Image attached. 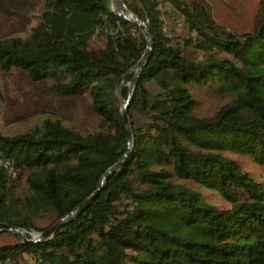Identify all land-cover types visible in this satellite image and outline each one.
Listing matches in <instances>:
<instances>
[{
	"label": "trees",
	"instance_id": "1",
	"mask_svg": "<svg viewBox=\"0 0 264 264\" xmlns=\"http://www.w3.org/2000/svg\"><path fill=\"white\" fill-rule=\"evenodd\" d=\"M123 1L154 38L129 105L131 148L118 85L132 80L147 40L112 0H43L28 35L0 37V90L1 73L14 67L33 80L59 77L61 95L89 90L102 124L81 133L46 118L0 133V149L18 170L12 177L0 167V221L27 230V238L0 244V264H264V73L254 72L264 64V17L253 32L239 33L199 0ZM169 4L200 37L201 57L170 44L163 29ZM95 36L102 44H92ZM197 86L229 100L213 115L196 114ZM128 92L124 85L123 96ZM225 151L246 154L258 173ZM126 152L85 210L50 235L32 237L31 230L45 232L90 197ZM172 172L230 205L169 179ZM40 219L50 222L41 226Z\"/></svg>",
	"mask_w": 264,
	"mask_h": 264
},
{
	"label": "rangeland",
	"instance_id": "2",
	"mask_svg": "<svg viewBox=\"0 0 264 264\" xmlns=\"http://www.w3.org/2000/svg\"><path fill=\"white\" fill-rule=\"evenodd\" d=\"M190 1V0H187ZM208 9L213 19L223 23L228 29L239 33L253 32L264 17V8L260 0H199ZM43 0H0V37L9 35H28L32 28L40 21ZM184 6L183 8H186ZM164 32L170 44L177 43L186 55L199 58L204 49L196 42L200 37L192 31L184 20L182 9L165 8ZM140 32L145 33L140 28ZM93 45L102 44V38L95 36ZM135 70L132 72L135 73ZM264 73V64L254 71ZM134 76V75H133ZM133 79V78H132ZM59 77L33 80L23 69L14 67L9 72L1 73L0 90V133L13 135L42 124L46 118L59 119L61 122L81 133L99 130L102 127L101 116L95 109L89 90L76 95H61L56 90ZM132 80L122 81L121 96L124 85L129 88ZM153 88L160 86L154 81L148 82ZM193 94L199 100L195 113L201 116L213 115L217 109L229 100V95L214 92L203 86L193 87ZM236 159H241L250 170L258 173L259 164L246 154L225 151ZM176 182H182L192 189L200 190L206 199L221 206H229L230 202L215 190L191 179L178 178L173 172L168 177ZM19 188L26 190L22 179L18 181ZM49 219H40L38 223L45 226ZM33 229L31 232H39ZM12 231L0 233V244L15 239ZM30 263L34 262L32 254L27 255Z\"/></svg>",
	"mask_w": 264,
	"mask_h": 264
},
{
	"label": "water",
	"instance_id": "3",
	"mask_svg": "<svg viewBox=\"0 0 264 264\" xmlns=\"http://www.w3.org/2000/svg\"><path fill=\"white\" fill-rule=\"evenodd\" d=\"M112 1L114 3L115 9L124 18L130 20L137 27L143 30V32L145 33V38L147 40V46H146V49H145V52L142 58L131 69V70L136 69V71L134 73L127 97H122L120 93V90L122 89L121 85H122L123 80H121L118 85V92H119V95L122 101V112H123L127 134H128L129 148H131L133 145V132H132V127H131L130 115H129V105L131 103V100L136 91L137 85L139 83L142 69L147 64L149 57L152 53V50L154 47V38H153L152 31L149 28L148 24L144 20L139 18L133 11H131L123 0H112ZM128 152H126L119 161H117L116 163H114L108 168V170L103 174L97 190L90 197H88L79 206H77L76 208L71 210L69 213H67L65 216H63L55 225L48 228L45 232L39 231L34 234L30 231L32 237L35 239H41L44 236L50 235L54 231V229H56L58 225L62 224L67 219L77 216L79 213L85 210L92 203V201L97 195V192L104 187L107 179L111 176V174L114 173L123 164V162L128 156ZM3 231H12L14 234H16L20 238H27V232H26L27 230L25 228H22V227H19V226H16L14 224L7 223L4 221H0V233Z\"/></svg>",
	"mask_w": 264,
	"mask_h": 264
},
{
	"label": "built area",
	"instance_id": "4",
	"mask_svg": "<svg viewBox=\"0 0 264 264\" xmlns=\"http://www.w3.org/2000/svg\"><path fill=\"white\" fill-rule=\"evenodd\" d=\"M0 167H3L10 176H17V164L14 157L9 156L0 149ZM35 234V232H32Z\"/></svg>",
	"mask_w": 264,
	"mask_h": 264
}]
</instances>
